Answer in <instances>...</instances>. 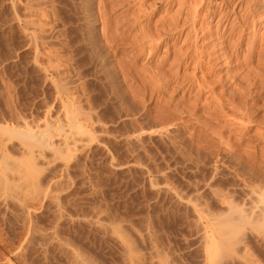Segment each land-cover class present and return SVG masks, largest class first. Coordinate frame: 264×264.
I'll return each instance as SVG.
<instances>
[{"label":"rangeland","instance_id":"rangeland-1","mask_svg":"<svg viewBox=\"0 0 264 264\" xmlns=\"http://www.w3.org/2000/svg\"><path fill=\"white\" fill-rule=\"evenodd\" d=\"M232 1L0 0V125L55 136L36 169L2 137L0 264H264V0Z\"/></svg>","mask_w":264,"mask_h":264},{"label":"bare ground","instance_id":"bare-ground-1","mask_svg":"<svg viewBox=\"0 0 264 264\" xmlns=\"http://www.w3.org/2000/svg\"><path fill=\"white\" fill-rule=\"evenodd\" d=\"M138 1V0H137ZM234 1V0H233ZM232 1V2H233ZM238 1V0H237ZM230 3V2H229ZM113 9V8H112ZM156 9V8H155ZM101 13V12H100ZM109 14V13H108ZM140 19V18H139ZM135 22V21H134ZM133 23V22H132ZM131 23V24H132ZM138 23V22H137ZM136 24V23H135ZM142 25V24H141ZM128 28V27H127ZM138 29H140L139 27H138ZM137 29V30H138ZM141 29L143 30L144 28H142L141 27ZM131 31V30H130ZM140 31V30H139ZM124 33V32H123ZM122 33V34H123ZM141 33H142V35H148V33L147 34H143V32L141 31ZM144 33H146V32H144ZM150 33V32H149ZM151 33H152V31H151ZM115 34V33H114ZM139 34H140V32H139ZM154 34V33H153ZM155 34H156V32H155ZM137 35V34H136ZM113 36V35H112ZM114 36H116V35H114ZM113 36V37H114ZM158 36H160V35H158ZM156 37V36H155ZM148 38H150V37H148L147 36V40L148 41H150ZM136 39H139V38H137L136 37ZM142 40H143V38H141ZM145 39H146V37H145ZM145 39L143 40V42H145ZM153 39V38H152ZM151 39V40H152ZM154 39H156V38H154ZM161 39V38H160ZM108 40V39H107ZM135 40V39H134ZM157 40V39H156ZM109 41V40H108ZM139 42V41H138ZM147 42V41H146ZM150 42H152V41H150ZM150 42L149 43H144V44H142V45H144L145 46V44H149V45H151L150 44ZM154 43V42H153ZM156 43V42H155ZM158 43V42H157ZM140 44V45H141ZM138 45V44H137ZM139 45V46H140ZM149 45H147L148 47H149ZM155 45H157V44H155ZM154 45V46H155ZM151 46H153V45H151ZM150 46V47H151ZM149 47V48H150ZM152 48V47H151ZM141 50V49H140ZM145 51L147 50V49H144ZM152 50V49H151ZM154 50V49H153ZM157 50V49H156ZM142 51V50H141ZM150 51V50H149ZM148 52V51H147ZM150 53V52H149ZM264 67V66H263ZM260 70V69H259ZM263 73V72H262ZM264 89V88H263ZM248 91V90H247ZM237 92V91H236ZM235 92V93H236ZM239 92L240 91H238V94H239ZM243 93V92H242ZM241 93V94H242ZM241 94H239V95H241ZM244 94V93H243ZM243 96V95H242ZM246 96H248L247 94H246ZM245 96V97H246ZM255 99V98H254ZM259 102V101H258ZM254 105H256V102H254L253 103ZM244 106L246 105L245 103L243 104ZM247 105H248V103H247ZM246 105V106H247ZM248 106H251V105H248ZM247 106V107H248ZM253 106V105H252ZM257 106V105H256ZM255 106V107H256ZM246 107V108H247ZM219 108H222V107H219ZM245 108V107H244ZM224 108H222V110H223ZM251 109H253V110H257V107L256 108H251ZM251 109L249 108V110L251 111ZM15 110V109H14ZM258 110H260V108L258 109ZM217 111V110H216ZM215 111V112H216ZM12 112V111H11ZM249 112V111H248ZM252 112V111H251ZM13 113V112H12ZM14 114V113H13ZM249 114V113H248ZM17 115L18 114H16V117H17ZM13 116H15V115H13ZM251 116H252V114H251ZM19 117V116H18ZM12 119L14 118V117H11ZM23 118V117H22ZM11 120V119H10ZM15 120V119H14ZM21 120V119H20ZM24 120V119H23ZM27 120V119H26ZM26 120H24V121H20L19 122V120H15L16 122H15V124H9V122H7L8 124H6L5 126H2V124L0 125V141H1V145H2V142H3V138L2 137H7L6 138V141H8V142H11V140L12 139H17V140H19L21 143H22V145H23V148H24V150L26 149L27 151H28V157L29 158H27V160H28V164L31 166V167H33V169L35 168H37L36 166H37V164H36V156H35V150L36 149H44V148H52V146L54 147V137L55 136H52V133L50 134V132H48V131H42V130H35L34 128H37V127H34L33 125H31L28 121H26ZM31 121V120H30ZM34 121V120H33ZM11 122V121H10ZM57 123V122H56ZM55 123V124H56ZM55 124H53L54 125V127H57ZM4 125V124H3ZM242 126V125H241ZM263 126V125H262ZM236 127V126H235ZM234 128V127H233ZM242 128V127H241ZM248 128V127H247ZM239 129H240V127H239ZM246 129V128H245ZM245 129L243 130V128L241 129V130H243L242 132H244L245 131ZM247 131H249V129L248 130H246V133H247ZM48 132V133H47ZM241 132V133H242ZM245 133V134H246ZM244 134V133H243ZM244 134V135H245ZM260 134H258V136H259ZM262 139H263V133H262ZM241 137V136H240ZM246 137V136H245ZM220 138V137H219ZM241 138H244V137H241ZM5 140V139H4ZM237 140V139H236ZM242 140V139H241ZM241 140H239L240 142H241ZM260 140V139H259ZM264 140V139H263ZM262 140V141H263ZM238 141V142H239ZM245 141V140H244ZM7 142V143H8ZM19 142V143H20ZM224 142V141H223ZM226 142H227V140H226ZM231 142V141H230ZM7 143L5 144L4 142H3V144L4 145H7ZM20 143V144H21ZM229 143V142H228ZM242 143V142H241ZM263 143H264V141H263ZM221 144H222V142H221ZM224 144V143H223ZM226 144V143H225ZM236 144V143H235ZM244 144V143H243ZM259 144V143H258ZM0 145V146H1ZM3 145V146H4ZM21 145V146H22ZM228 144H226L225 146H227ZM234 145V144H233ZM233 145H232V148L234 149V148H236V147H233ZM240 145V144H239ZM3 146H1L2 147V149L4 150V148H3ZM8 146V145H7ZM235 146H238V143L235 145ZM241 146V145H240ZM250 146V145H249ZM14 147V146H13ZM228 147H230V146H228ZM253 147V146H252ZM9 148V147H8ZM231 148V147H230ZM253 148H255V147H253ZM232 149V151H234ZM238 149H240V148H237V150H235V151H239ZM249 148H247V150H248ZM257 149V148H256ZM264 149V148H263ZM20 150V149H19ZM25 150V151H26ZM40 150V151H41ZM227 150H229V149H227ZM5 152H6V150H4ZM39 151V150H38ZM230 151V150H229ZM245 152V151H244ZM13 153V152H12ZM17 153V152H16ZM248 153V152H247ZM264 153V152H263ZM5 154H7V153H5ZM4 154V155H5ZM8 154H10L9 152H8ZM11 155V154H10ZM38 155H39V153H38ZM261 155V154H260ZM26 156H27V154H26ZM40 156V155H39ZM7 157V156H6ZM10 158V157H9ZM24 158V157H23ZM40 158V157H39ZM39 158H38V160H39ZM5 160V159H4ZM13 160H14V158H13ZM12 160V161H13ZM26 160V159H25ZM11 161V160H10ZM16 161V160H15ZM18 161H20L21 162V160H18ZM6 162V161H5ZM26 162V161H25ZM24 162V163H25ZM7 163V162H6ZM23 163V162H22ZM25 165V164H24ZM29 165H27L30 169H32ZM11 166V165H10ZM27 166H26V168H27ZM6 167H8V166H6ZM23 167V166H22ZM11 168H14V167H11ZM20 168H21V166H20ZM24 169V168H22V169H24V170H27V169ZM9 169H10V167H9ZM9 169H7V170H9ZM30 169H28V170H30ZM12 170V169H11ZM11 170H9L8 172H10ZM14 170V169H13ZM6 171V170H5ZM23 171V170H22ZM14 172H17V171H14ZM31 172H32V170H31ZM19 173V172H18ZM13 174H17V173H13ZM23 174H24V171H23ZM5 175H7L6 174V172L4 173V176ZM17 175H19V174H17ZM21 175V174H20ZM2 177V175H0V178ZM6 177V176H5ZM4 177V178H5ZM19 177V176H18ZM7 178V177H6ZM26 178V177H25ZM2 179V178H1ZM1 179H0V182H1ZM3 180V179H2ZM6 180V179H5ZM21 180H22V178H21ZM25 181H26V179H24ZM24 180H22V181H24ZM8 182H9V180H8ZM20 182V181H19ZM6 183H7V181H6ZM4 181H2V184L3 185H5L6 184ZM1 184V185H2ZM13 184H15V183H13ZM8 186H11L12 185V182H11V184L9 183V184H7ZM6 186V185H5ZM17 186H19L20 187V185H17ZM22 186V185H21ZM4 188V187H3ZM10 188H15V187H10ZM24 188V187H23ZM26 188V187H25ZM8 189V188H7ZM10 189H8V191H9ZM15 190H17V188L16 189H14V191H13V193L15 192ZM22 190V189H21ZM26 190V189H25ZM11 191V190H10ZM9 191V192H10ZM27 192V191H26ZM12 195V194H11ZM18 199V198H17ZM22 199V198H21ZM21 199L19 200V201H21ZM263 200H264V198H262L261 199V202L263 203ZM23 201H26V200H23ZM264 204V203H263Z\"/></svg>","mask_w":264,"mask_h":264}]
</instances>
